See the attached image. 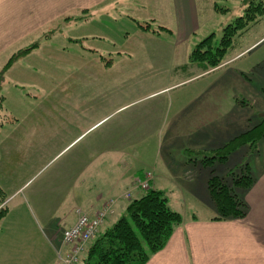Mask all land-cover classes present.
Returning <instances> with one entry per match:
<instances>
[{
    "label": "crops",
    "instance_id": "1",
    "mask_svg": "<svg viewBox=\"0 0 264 264\" xmlns=\"http://www.w3.org/2000/svg\"><path fill=\"white\" fill-rule=\"evenodd\" d=\"M118 12L130 27L141 33L152 32L153 38H156L158 32H154L148 22L154 23L156 17L137 13V19H133L129 12L159 13V29L168 41H158L159 47L154 49L158 52L165 46L168 51L171 84L151 93L139 88L116 89L117 82L140 80L143 74H149V66L166 63L163 51L158 53L161 56H154V52L150 54L149 49L140 52V56L125 51L126 56L120 54L117 57L118 67L114 57L109 63V68L115 71L113 75L89 73L86 76L88 87H83L81 78L78 79L76 89L61 86L60 89L50 91L53 101L49 99L48 104L41 105L38 120L29 121V126L18 136L8 139L3 144L7 146L4 147V154L0 148V188L7 193L4 192L6 201H0V207L17 195L43 169L62 161L61 168L49 176L43 187H37L30 194L31 199L40 207L43 206L44 197L46 207L51 210L65 211L70 208L69 212L63 213V221L57 225V232H53V240L60 239L62 244L57 252L59 264L60 253L67 251L62 243L63 231L76 224L80 212L95 216L113 201L105 225L114 223L125 211L129 200L127 194H142L143 190L136 188L137 181L144 180L147 174L152 175L149 187L163 192L159 174L160 161L163 165L165 162L161 154L150 160L149 149L152 143L155 153L161 150L164 141H160L157 130L163 128L165 122L179 129L211 127L210 138L202 144L205 146H200V150L196 151L212 153L223 148L227 141L224 136L227 133L230 108L228 73L225 69L240 61L248 50L264 38L234 57H225L219 67L206 69L203 64L191 61L187 47L203 28L201 0H0V72L14 54L22 49L33 48L25 55L27 60V56H31L35 52L33 50L38 48L34 43L41 35L51 31L63 20L70 22L71 17L68 15H74L82 23L90 19L92 22L99 17H108L117 23ZM157 38L161 39L162 34L158 33ZM182 47L186 50L179 56L178 50ZM21 60L16 61L8 71L20 65ZM117 68L120 73L118 79L114 75ZM32 70L36 71L34 68ZM239 72L244 78L243 71ZM217 74L221 76H215L211 83L190 91L187 99L183 98L176 105L172 117L167 113L170 108L166 110L158 103L147 104L158 94H166L170 89L182 88ZM173 77L176 79L172 82ZM5 79L0 93L2 109L8 107L5 94L8 81ZM16 84L11 85L9 82L7 86L26 93L23 95L25 101L32 97L30 92H26L25 86L21 87L20 84L24 83ZM62 84L64 81L59 85ZM99 84L102 88H97ZM42 92L50 96V93ZM34 98L37 99V96ZM237 102L240 105L241 102ZM245 119V116H241L238 123H245ZM16 122L18 120L12 113L8 123L14 125ZM24 153L28 157L24 160V172L21 173L14 159L21 160ZM261 155L259 146L252 162L246 163L255 180L252 187L235 189L248 206L246 217L240 220L215 219L217 212L208 191L209 179L213 175L221 176L215 168H201L198 162L191 166V159L189 165L187 163L192 169L188 168V175L165 168L173 173L168 174L167 178H177L172 181L182 193H192V206L187 205L188 201L183 202L184 211H177L182 214L183 223L176 229L166 248L153 256L148 264H264V158ZM207 169L210 170L208 174ZM27 172L29 175L21 181ZM228 173L221 174L226 176ZM198 209L204 213L198 215ZM8 214L4 222H7Z\"/></svg>",
    "mask_w": 264,
    "mask_h": 264
},
{
    "label": "rangeland",
    "instance_id": "2",
    "mask_svg": "<svg viewBox=\"0 0 264 264\" xmlns=\"http://www.w3.org/2000/svg\"><path fill=\"white\" fill-rule=\"evenodd\" d=\"M201 1L203 28L187 44L190 54L201 41L213 34V43L217 46L224 35L223 29L229 24L234 23V21L239 18V15L251 6V3L254 2V4L258 6L259 3L263 1L264 7V0ZM137 13L143 16L151 17L153 15V17H156L157 20H154V23H148L151 24L154 32L157 31L162 34L161 39L157 38L158 33H156V38H153L154 34L152 32L141 33L137 31V29L130 27L124 19H121L122 16H120L119 12L117 23L113 22L108 17L93 19L94 22H91L92 19H90L89 22L82 23L78 21V18L74 15H68V17H71L69 18L70 22L63 20V22L56 25L51 31H46V33L41 35L42 37L40 36L41 38L34 43L38 46V48L33 50L35 52H33L31 56L29 54L27 60L26 56L25 58L21 57L22 60L19 62L20 65L16 66V68L12 69L10 72L7 71L5 73H9L5 75V80L8 81V83L10 82L11 85L24 83L20 84L22 85L21 87L25 86L26 92H30L32 97L25 101L23 95H26V93L10 85L7 86L8 83L6 82L5 94L7 96L6 105L8 107L0 110V148L3 154L4 147H7L3 146V144L6 143L8 139L18 136L23 129H26V127L29 126V121L38 120L37 115H41V110L39 109L41 105L48 104L47 100L49 99L53 101L50 91L62 87L76 89L78 79L81 78L80 81L83 83V87H88L86 76L89 73L94 72L100 75H113L112 72L115 71L109 68V63L112 61L113 57L117 59L116 62L119 61L117 57H120V54L126 56L127 53L125 51L134 53V55H139L140 52L148 51L149 49L150 54L154 52V56H161V54L158 55V53L163 51V56H165L164 58L167 60L164 59L166 62L165 64L149 66V74H143L140 80L117 82L115 86L116 89L139 88L142 90L147 89L151 93L161 90L164 86L168 87L171 84L169 79L171 64H169V58H167L169 55L168 51L165 50V46L158 52L154 49L159 47L158 41H168L166 40V35H163V32L161 33L159 29V26H161L158 22L160 19L159 13L129 12V15L132 16L133 19H137ZM259 21V24L251 25L246 28L247 30L245 29L246 31H240L238 35H236L233 46L228 51L226 59L236 56L264 37V13L259 16ZM144 46L145 48H142ZM169 50L172 51L173 49ZM185 50L186 49L183 47L179 49V56H182ZM118 66L119 64L117 62V67ZM24 68L26 71H24ZM27 68L31 70L28 71ZM33 68L36 69L37 72H34L32 70ZM240 70L243 71L244 78L241 72H239ZM225 72L228 73L227 87L228 90H230V108L228 114L229 118L227 120V133L224 136V139H227V141L223 144L224 146L240 134L261 123L264 118V38L253 48L248 50L241 57L240 61L229 65L225 69ZM114 75H117L118 79L120 75L119 70L116 71ZM220 76L221 74L211 75L191 85L170 89L169 91L171 92L168 91L166 94H158L155 96L156 98L150 100L147 104L158 103L161 104V107L164 106L166 110L170 108L167 110V113L172 117L176 105L182 102L183 98L187 99V94L190 91L198 88L200 89L211 83L214 77L219 78ZM173 78L172 82L176 79L175 77ZM61 81H64V84L59 85ZM97 88L102 87L99 84ZM42 91H46L47 94L50 93V96H45ZM33 96H37V99ZM237 101L241 102L240 105ZM243 103L245 105H243ZM8 110L11 114L13 113V116L18 120L14 125L8 123L11 119V114ZM241 116L246 117L245 123L244 121L238 123ZM58 119H60V117H58ZM213 125L215 124L213 123ZM192 129H197V127H192L191 130L187 127L179 129L175 128L174 125L171 126V123L168 124L165 122L164 127L157 130L160 141H164L159 153H155V150H152V143L150 144L149 159L152 160L159 154L162 156L161 159H164L163 162H165V165L160 161L159 181L162 183L163 193L168 199L170 208L175 211H184L182 208L184 201H188L187 205L189 207L192 206V198L190 197L192 193H182L179 186L175 185V182L172 181L177 179L175 176L174 178H167L168 174L173 175L172 171L169 169H173V172H184L188 175L190 174L188 170L191 169V166H195L194 162H198L201 168L205 167L210 170L215 168L216 171H218L215 172L221 176L231 170H234L237 174L245 173L244 164L252 162L254 152L257 151H252L249 145L244 146L232 152L227 161L221 162L220 160H216L214 164L204 166L203 159L211 157L213 153L196 150H200V146H205L202 144L206 143L210 138L211 127H208V129ZM151 141L153 142V140ZM262 144L261 140L258 144V148L260 146L261 156L264 158V144ZM27 157L28 154L24 153L21 155V160L14 159V161L18 163V169L21 173L24 172L22 169H24L23 164ZM190 159L192 162L191 166L188 167ZM61 162L62 161L59 160L54 165H49L43 169L37 177L33 178L17 195L3 205H7V214H9L7 222L3 221L1 224L0 264H15L17 261H19L20 264H59L57 252L61 249L60 246L62 244L60 243V239L53 240V234L58 230L57 225H60L63 221V213L69 212L70 208H66L65 211L61 209L51 210L46 207V200L44 197L42 198L43 206L40 207L31 199L30 194L37 187H43L44 182L50 178L49 176L54 171L61 168ZM208 169L207 174L210 172ZM201 174L206 176L205 173ZM28 175L29 172L22 176L21 181ZM167 180H169V182H167ZM229 181L230 185H233L232 179H229ZM193 188L197 191L196 186ZM235 189L239 190L240 187H235ZM4 192L6 193V190H4ZM0 201H2L1 198ZM22 202L24 203L23 205ZM197 211L200 213L198 215L204 213L203 210L198 209ZM53 226L55 227L54 230Z\"/></svg>",
    "mask_w": 264,
    "mask_h": 264
},
{
    "label": "trees",
    "instance_id": "3",
    "mask_svg": "<svg viewBox=\"0 0 264 264\" xmlns=\"http://www.w3.org/2000/svg\"><path fill=\"white\" fill-rule=\"evenodd\" d=\"M262 13L263 1L258 6L251 3L242 17L224 29V35L217 46L213 43L214 35L201 41L191 53V61L203 64L206 69L219 67L232 48L236 35L259 22ZM32 49L21 50L8 61L0 72V93L5 73ZM1 102L2 97L0 109ZM263 138L264 118L261 123L234 138L219 151L212 152L211 157L204 158L203 164L209 166L216 160L225 162L232 152L244 146L249 145L252 151L257 150ZM244 170L246 172L240 174L231 170L226 176L213 175L209 179L208 191L216 208V220H240L246 217L248 206L234 190L235 187L249 189L255 182L247 164H244ZM229 179H232L233 185H230ZM0 198L2 203L6 201L1 188ZM6 214L7 208L4 206L0 209V229ZM106 221L107 218L98 234L87 245L80 264H148L153 256L166 248L176 229L183 223V216L170 208L162 191L149 187L141 195H131L124 213L114 223L105 225Z\"/></svg>",
    "mask_w": 264,
    "mask_h": 264
},
{
    "label": "built area",
    "instance_id": "4",
    "mask_svg": "<svg viewBox=\"0 0 264 264\" xmlns=\"http://www.w3.org/2000/svg\"><path fill=\"white\" fill-rule=\"evenodd\" d=\"M152 179L151 174H147L144 180L137 181V189L147 190ZM132 193L127 194V198ZM98 212L95 216L86 213H79V218L75 225L66 229L62 234V243L67 248L64 254L60 253L61 264H80L82 256L86 251L87 245L98 234L101 226L105 222L108 214L111 212V205Z\"/></svg>",
    "mask_w": 264,
    "mask_h": 264
}]
</instances>
